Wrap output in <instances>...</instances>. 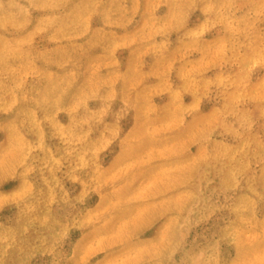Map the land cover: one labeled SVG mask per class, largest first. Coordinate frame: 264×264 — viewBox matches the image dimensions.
<instances>
[{
    "label": "rangeland",
    "instance_id": "obj_1",
    "mask_svg": "<svg viewBox=\"0 0 264 264\" xmlns=\"http://www.w3.org/2000/svg\"><path fill=\"white\" fill-rule=\"evenodd\" d=\"M0 264H264V0H0Z\"/></svg>",
    "mask_w": 264,
    "mask_h": 264
}]
</instances>
